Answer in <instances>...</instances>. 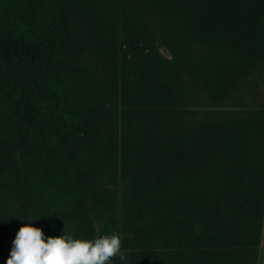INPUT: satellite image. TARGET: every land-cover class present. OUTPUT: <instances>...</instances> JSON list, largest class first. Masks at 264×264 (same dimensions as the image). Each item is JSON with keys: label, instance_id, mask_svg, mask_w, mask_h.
<instances>
[{"label": "trees", "instance_id": "trees-1", "mask_svg": "<svg viewBox=\"0 0 264 264\" xmlns=\"http://www.w3.org/2000/svg\"><path fill=\"white\" fill-rule=\"evenodd\" d=\"M28 1L33 14L17 10L24 29L14 2L0 8V177L15 199L0 212L2 235L31 211L53 236L94 235L91 213L108 200L93 191L117 142L114 132L97 144L112 120L97 91L115 78L121 44L135 97L123 113L136 132L107 175L124 182L108 222L151 238L145 263L252 262L264 205V0H56L53 18L44 0ZM61 77L72 97L55 93ZM61 158L72 198L36 209L34 171Z\"/></svg>", "mask_w": 264, "mask_h": 264}, {"label": "rangeland", "instance_id": "rangeland-1", "mask_svg": "<svg viewBox=\"0 0 264 264\" xmlns=\"http://www.w3.org/2000/svg\"><path fill=\"white\" fill-rule=\"evenodd\" d=\"M6 1L8 3L14 2L13 11L15 16L13 19V24L18 26L19 29L26 28L23 24L24 19L17 10L19 7L23 6L27 11L26 15L29 14L30 16L31 14H33V1L31 3L28 1V4H26L24 3V0H0V8H4V6L6 5ZM43 3V9H45L46 14L50 18L56 16V0H44ZM115 17L116 18L114 21L117 24V29H119V12H117ZM117 36H119V30L117 31ZM122 46L123 45L118 44L117 47L115 78L113 77L109 80H105L106 84L104 86V89L97 91L100 92L101 95H103L104 102L109 104V106L112 105V109H110L109 107L108 110L109 117L112 120L110 122H107L106 124L103 123L98 125L96 129L98 140L97 144L98 146L104 144L106 142V138L114 132L117 136V142L116 145H111V147H109L108 156L105 155V157L103 158L104 169L102 170L103 175L101 176L102 178H104L103 185H101L100 187L99 184H96L94 187L93 192L95 193V195L103 194L105 199L108 200V204L102 210L96 211V209H94L93 213H91L90 219L93 224H98L99 222L100 225L97 226L94 235L90 237L89 240H94L103 235H112L113 233H116L121 238V253L126 256V260L122 261L120 260L119 256H117L111 261V264H157L145 263L143 261L145 255H147V258L150 257L155 259L153 256V251L148 246L151 245V238L143 237V239L146 240L142 242L143 239H139L140 235L142 234L134 232L132 222L120 221L122 223L118 222V224L112 225L110 222H108V218L115 212L118 204L123 201L122 191L124 182L119 178H115L114 180H107V175L110 174V171L114 165L115 171H119V165L122 158L121 154L123 152V144L125 155H127L129 145H125L124 142L135 139L136 132V129H134L133 119L130 118L127 114L123 113V111L125 112L127 111V109L135 105V97L131 74L132 68L129 62V54L121 50ZM162 52L168 54L165 49H163ZM113 79H115V81H113ZM114 86L115 89L113 88ZM54 91L59 95H67L70 97H72V95H74L75 93L72 82L62 77L59 78V82L54 83ZM0 108L2 110L7 109L5 105L0 106ZM143 108L147 109V111L145 112L146 114L150 113V110L152 109L151 106H144ZM114 120L116 121V126L114 125ZM3 122L4 121H0V125H2ZM114 126L116 130L114 129ZM49 145L52 147L53 143L50 142ZM55 154L62 155V152H60L59 150L56 151ZM62 159L64 158H61V161H58V165H56L54 168L52 167V169L55 170H52L51 166L49 167V169L42 166L34 171V182L36 183L34 191L36 193V198H39L38 202L34 204V207L36 209L41 208L52 210L55 207L59 208L67 203L66 199L71 197L73 190L71 189V187H68L67 182H65L64 180L65 178L63 175L65 172V164H62ZM70 170L75 171L73 167ZM95 177L96 174L93 175V178ZM6 186L7 183L3 182V178L1 176L0 212L3 210V207H10V205L13 206L15 203L13 195L6 191ZM26 214L27 215H25V218L22 221V226L31 223L32 226L42 229L45 239H47L49 236L56 237L57 234L53 236L45 228V218L42 216L44 214H42L41 212L40 214H36L34 211L28 212ZM17 232L18 231H13L12 235H10L9 237H5L4 235H2L0 230V264H6V260L10 255L11 249L13 247V240L15 239ZM61 235L62 234H59V236ZM140 252L144 253L142 257L138 254ZM247 264H264V205L261 214L260 232L257 241V254L253 261Z\"/></svg>", "mask_w": 264, "mask_h": 264}, {"label": "clouds", "instance_id": "clouds-1", "mask_svg": "<svg viewBox=\"0 0 264 264\" xmlns=\"http://www.w3.org/2000/svg\"><path fill=\"white\" fill-rule=\"evenodd\" d=\"M121 243L116 233L88 240L64 230L61 236L45 239L42 229L29 223L18 230L6 264H111L117 256L126 260Z\"/></svg>", "mask_w": 264, "mask_h": 264}]
</instances>
